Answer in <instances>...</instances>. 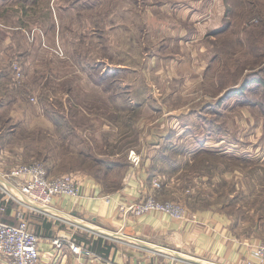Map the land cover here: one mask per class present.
<instances>
[{
	"label": "rangeland",
	"instance_id": "obj_1",
	"mask_svg": "<svg viewBox=\"0 0 264 264\" xmlns=\"http://www.w3.org/2000/svg\"><path fill=\"white\" fill-rule=\"evenodd\" d=\"M200 13L172 23L149 0H0V69L19 63L32 123L12 116V70L0 168L61 176L78 163L116 186L130 150L154 146L159 199L218 209L237 237L264 241V0H204Z\"/></svg>",
	"mask_w": 264,
	"mask_h": 264
},
{
	"label": "crops",
	"instance_id": "obj_2",
	"mask_svg": "<svg viewBox=\"0 0 264 264\" xmlns=\"http://www.w3.org/2000/svg\"><path fill=\"white\" fill-rule=\"evenodd\" d=\"M202 1L149 0V5L160 10L159 17L182 23L184 19L204 17L200 13ZM89 7H93L92 4ZM138 11L141 14V10ZM119 68L117 66V71ZM24 101L23 98L12 101L16 104L12 116L20 123L32 124L27 111L21 110ZM155 148L139 150L142 161L138 165L130 161L116 186L104 181L98 173L88 171L87 165H72V173L66 175L77 181L81 195L77 198L62 196L56 203L61 209L72 212V224L36 213L30 215V226L39 236L40 264H261L254 247L263 241L237 237L230 218L218 209H188L180 220L165 212L136 216L120 210L121 204L140 201L151 193L170 199L162 190L166 183H162L163 188L154 187V180L160 176L153 167ZM97 163L103 165L107 160L100 157ZM117 165L118 160L108 167L115 171ZM17 209V204L10 203L5 211L0 209V219L16 221ZM58 236L65 242L60 251L52 243ZM70 238L90 246L94 255L87 257L72 252L68 245ZM0 264H5L2 257Z\"/></svg>",
	"mask_w": 264,
	"mask_h": 264
},
{
	"label": "built area",
	"instance_id": "obj_3",
	"mask_svg": "<svg viewBox=\"0 0 264 264\" xmlns=\"http://www.w3.org/2000/svg\"><path fill=\"white\" fill-rule=\"evenodd\" d=\"M56 52L60 53V51ZM11 66L14 80L21 87L23 71L18 62H14ZM129 159L135 165L141 162L140 154L134 149L130 150ZM161 186L159 178L154 180V187ZM80 195V185L71 175L52 176L46 166L40 162H27L7 170L0 168V209L5 211L10 203L18 205L15 213L16 221L0 219V257L4 263L40 264L39 236L30 226V215L36 213L56 222L72 224V212L61 209L56 204L57 199L62 196L77 198ZM120 208L126 215L141 216L159 211L168 213L177 220L186 216V209L180 203L161 200L153 193L140 201L121 204ZM52 243L58 251L65 244L61 236L54 238ZM68 243L71 251L77 255L87 257L94 255L90 246L79 243L75 238H70ZM254 253L261 259V264H264V241L254 247Z\"/></svg>",
	"mask_w": 264,
	"mask_h": 264
},
{
	"label": "trees",
	"instance_id": "obj_4",
	"mask_svg": "<svg viewBox=\"0 0 264 264\" xmlns=\"http://www.w3.org/2000/svg\"><path fill=\"white\" fill-rule=\"evenodd\" d=\"M11 71H12V69H10V70H8L7 72L6 71H4L3 69H0V80H2V79H4V78H6L7 77V75H9V73H11ZM11 83H12V88L10 89V85H9V88L8 87H5L4 89H6V91L8 92V94L10 95V96H12V94L14 95V93L17 95V97L19 98V96H21L20 95V93H22V91H21V89H20V86H17L16 85V83H17V81L16 80H13V78H12V80H9ZM48 83H49V81H48ZM46 85H48V84H46ZM1 91V90H0ZM13 93H12V92ZM15 96V95H14ZM22 98V97H21ZM15 99V98H14ZM13 99V100H14ZM20 99V98H19ZM12 101V100H11ZM10 101V102H11ZM20 123L18 122L17 123V125H19ZM96 160V159H95ZM97 162V161H96Z\"/></svg>",
	"mask_w": 264,
	"mask_h": 264
}]
</instances>
